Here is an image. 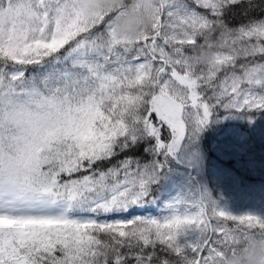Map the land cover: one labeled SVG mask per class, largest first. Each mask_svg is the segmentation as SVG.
Listing matches in <instances>:
<instances>
[{"label":"snow or ice","instance_id":"6c2138e0","mask_svg":"<svg viewBox=\"0 0 264 264\" xmlns=\"http://www.w3.org/2000/svg\"><path fill=\"white\" fill-rule=\"evenodd\" d=\"M258 117L264 0H0V264H264L205 180Z\"/></svg>","mask_w":264,"mask_h":264},{"label":"rangeland","instance_id":"374dc122","mask_svg":"<svg viewBox=\"0 0 264 264\" xmlns=\"http://www.w3.org/2000/svg\"><path fill=\"white\" fill-rule=\"evenodd\" d=\"M236 132L243 133L242 138L251 137L253 147L248 156H240L233 147L231 134ZM259 142H264V117H259L255 126L243 119L223 121L211 136L215 156L210 157L205 180L222 198V205L234 213L264 212V181L255 171L257 164L249 163L253 158L258 162L264 159Z\"/></svg>","mask_w":264,"mask_h":264},{"label":"trees","instance_id":"16d2710c","mask_svg":"<svg viewBox=\"0 0 264 264\" xmlns=\"http://www.w3.org/2000/svg\"><path fill=\"white\" fill-rule=\"evenodd\" d=\"M259 118V117H258ZM219 125L217 126L216 129H218ZM215 132V130H212V131H209L208 133H206V136H205V144L206 146L209 148V152H208V155L209 157H214L215 156V153L213 152L212 150V146H211V136L213 135V133ZM261 147H264V142H259L258 143V148H261ZM264 160L263 158L260 159V161ZM231 162V161H230ZM228 163V162H227ZM255 171L257 173V175L259 176V178L264 181V170H262L259 165L257 164V167L255 168ZM168 191L169 192H175V189L169 187L168 188ZM150 214H157L155 212H152Z\"/></svg>","mask_w":264,"mask_h":264}]
</instances>
